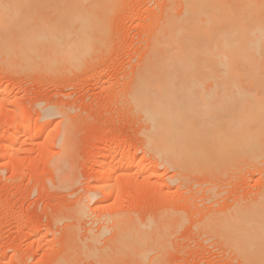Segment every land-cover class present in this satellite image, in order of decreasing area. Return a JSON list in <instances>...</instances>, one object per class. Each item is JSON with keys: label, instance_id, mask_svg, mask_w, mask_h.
I'll use <instances>...</instances> for the list:
<instances>
[{"label": "rangeland", "instance_id": "1", "mask_svg": "<svg viewBox=\"0 0 264 264\" xmlns=\"http://www.w3.org/2000/svg\"><path fill=\"white\" fill-rule=\"evenodd\" d=\"M179 1L0 0V264L242 263L214 219L261 203L264 154L212 169L163 165L145 149L129 103L157 25ZM83 9L105 11L109 22L70 65L50 35L55 25L74 30L63 24ZM42 32L50 38L36 41ZM6 129L19 139L5 155ZM104 156L115 170L100 188ZM134 225L142 235H127Z\"/></svg>", "mask_w": 264, "mask_h": 264}, {"label": "bare ground", "instance_id": "2", "mask_svg": "<svg viewBox=\"0 0 264 264\" xmlns=\"http://www.w3.org/2000/svg\"><path fill=\"white\" fill-rule=\"evenodd\" d=\"M179 2L178 13L167 12L158 23L150 57L146 58L145 68L141 69L130 92V107L142 124L145 149L163 165L174 169H180L183 160L199 162L212 169L242 155L262 156L264 0ZM75 15L63 24L75 27L74 30L65 33L55 25L50 35L60 55L58 58L62 57L70 65L81 61L89 33L105 28L109 22L105 11L83 9ZM44 27L49 26L44 24ZM46 38L50 37L44 32L35 36L36 41ZM2 89L0 87V92ZM31 124L23 121L20 129L34 138L39 137L41 131ZM11 130H7L2 145L5 155L19 139L14 134L18 130L15 128L13 133ZM128 150H121L120 155L127 157ZM103 158L99 163L103 174L94 182V186L100 188L115 170L106 156ZM141 160L136 159L137 167L143 170L152 167L151 164L143 165ZM262 196L263 201H258L255 207L252 205L253 208L246 207V212L242 211V206L239 211L243 213L233 215L238 208L233 211L231 206L227 213H222L223 218L218 216L221 221L214 219L217 227H222L217 229L226 231V235L231 236L229 242L240 249L237 251L241 252L243 264H264ZM135 227L126 231L127 235H137L139 228Z\"/></svg>", "mask_w": 264, "mask_h": 264}]
</instances>
